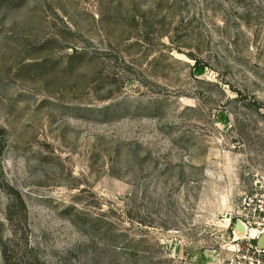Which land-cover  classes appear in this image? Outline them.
I'll return each instance as SVG.
<instances>
[{"label":"rangeland","instance_id":"374dc122","mask_svg":"<svg viewBox=\"0 0 264 264\" xmlns=\"http://www.w3.org/2000/svg\"><path fill=\"white\" fill-rule=\"evenodd\" d=\"M263 236L264 0H0V264H264Z\"/></svg>","mask_w":264,"mask_h":264},{"label":"water","instance_id":"95a60500","mask_svg":"<svg viewBox=\"0 0 264 264\" xmlns=\"http://www.w3.org/2000/svg\"><path fill=\"white\" fill-rule=\"evenodd\" d=\"M228 219H231V216L230 215H228ZM262 243L264 244V236L262 238Z\"/></svg>","mask_w":264,"mask_h":264},{"label":"trees","instance_id":"16d2710c","mask_svg":"<svg viewBox=\"0 0 264 264\" xmlns=\"http://www.w3.org/2000/svg\"><path fill=\"white\" fill-rule=\"evenodd\" d=\"M254 244H256V241H254Z\"/></svg>","mask_w":264,"mask_h":264}]
</instances>
